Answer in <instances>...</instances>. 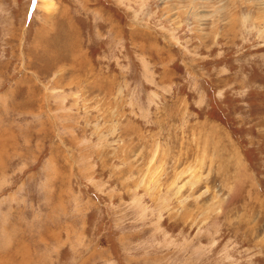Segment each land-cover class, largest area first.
Segmentation results:
<instances>
[{
	"label": "rangeland",
	"instance_id": "374dc122",
	"mask_svg": "<svg viewBox=\"0 0 264 264\" xmlns=\"http://www.w3.org/2000/svg\"><path fill=\"white\" fill-rule=\"evenodd\" d=\"M0 264H264V0H0Z\"/></svg>",
	"mask_w": 264,
	"mask_h": 264
},
{
	"label": "snow or ice",
	"instance_id": "6c2138e0",
	"mask_svg": "<svg viewBox=\"0 0 264 264\" xmlns=\"http://www.w3.org/2000/svg\"><path fill=\"white\" fill-rule=\"evenodd\" d=\"M34 3H35V0H34Z\"/></svg>",
	"mask_w": 264,
	"mask_h": 264
}]
</instances>
